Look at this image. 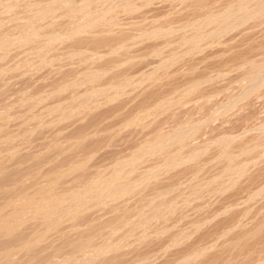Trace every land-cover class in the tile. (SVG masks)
Wrapping results in <instances>:
<instances>
[{
  "label": "rangeland",
  "instance_id": "1",
  "mask_svg": "<svg viewBox=\"0 0 264 264\" xmlns=\"http://www.w3.org/2000/svg\"><path fill=\"white\" fill-rule=\"evenodd\" d=\"M0 264H264V0H0Z\"/></svg>",
  "mask_w": 264,
  "mask_h": 264
},
{
  "label": "bare ground",
  "instance_id": "2",
  "mask_svg": "<svg viewBox=\"0 0 264 264\" xmlns=\"http://www.w3.org/2000/svg\"><path fill=\"white\" fill-rule=\"evenodd\" d=\"M240 7V6H239Z\"/></svg>",
  "mask_w": 264,
  "mask_h": 264
}]
</instances>
